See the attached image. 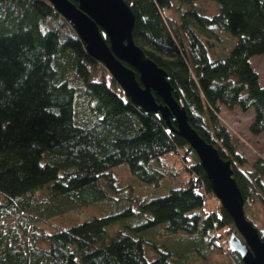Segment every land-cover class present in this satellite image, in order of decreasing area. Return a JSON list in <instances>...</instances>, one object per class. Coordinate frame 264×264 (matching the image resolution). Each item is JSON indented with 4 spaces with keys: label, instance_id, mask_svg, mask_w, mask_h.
<instances>
[{
    "label": "trees",
    "instance_id": "trees-1",
    "mask_svg": "<svg viewBox=\"0 0 264 264\" xmlns=\"http://www.w3.org/2000/svg\"><path fill=\"white\" fill-rule=\"evenodd\" d=\"M126 2L135 42L167 71L190 127L231 160L264 235V158L247 168L220 117L221 106L253 108L249 129L264 132V82L251 63L264 53V0ZM179 130L175 114L134 103L50 1L0 0V264H190L213 251L244 264L227 245L233 215L210 206L211 179ZM180 153L187 177L162 195L115 172L128 165L133 179L166 187Z\"/></svg>",
    "mask_w": 264,
    "mask_h": 264
},
{
    "label": "water",
    "instance_id": "water-1",
    "mask_svg": "<svg viewBox=\"0 0 264 264\" xmlns=\"http://www.w3.org/2000/svg\"><path fill=\"white\" fill-rule=\"evenodd\" d=\"M69 19L93 55L108 68L126 95L146 112L161 109L168 118L175 114L180 130L196 151L212 182L215 196L233 215L237 232H231L228 247L244 264H264V235L245 214V198L234 177L231 160L190 127L184 108L173 98L167 71L158 66L133 38L135 15L126 0H48ZM109 39V42L107 41ZM127 63V64H126ZM136 67L140 79L136 77ZM160 92L169 106L157 105L152 90Z\"/></svg>",
    "mask_w": 264,
    "mask_h": 264
},
{
    "label": "rangeland",
    "instance_id": "rangeland-1",
    "mask_svg": "<svg viewBox=\"0 0 264 264\" xmlns=\"http://www.w3.org/2000/svg\"><path fill=\"white\" fill-rule=\"evenodd\" d=\"M227 50L228 48L225 49L224 52L226 53ZM217 55L220 57H224L223 53H218ZM251 63H252V66L255 68V70L259 73L261 82H264V53L253 55L251 57ZM253 115H254L253 108L252 110L244 112L239 107L228 109L224 106H221V110H220V117L223 123L238 138V141L240 144L238 150L248 158V164L246 166L247 168H251L252 161H254L256 158L260 156L264 158V132H262L259 135H254L249 129V125L253 120ZM181 156H182L181 153L177 155L172 154L169 156L170 163L172 165H175L173 169L177 171L176 172L177 174L168 182V186L166 187L165 186L157 187V186H154L153 184L144 183L138 179H133V177L130 174V169L128 165L116 167L115 172H116V175L120 177L119 179H120L121 185L131 183L130 181L132 182L135 181V183L138 186V189L143 188L142 191L144 192L143 193L144 195L149 194L150 196H158V195H162L168 192L172 188V186L176 184L174 181H178L179 179H182V176H183V179L187 177V173L184 171H182L181 174L178 173L180 171V166H181V161H180ZM263 181H264V178H263ZM215 198H216L215 200L213 198L210 199V206L213 209H215V207H217V204L220 202L217 197ZM1 199H2V196H0V200ZM86 212L87 211H85L84 213ZM245 212H246L247 217L252 219L254 222L256 223L261 222L262 215H261L260 205L258 202H252L248 204L246 203ZM48 223H50V225L53 228H56L62 222L61 220L56 218V219L49 220ZM233 231H236L237 234L241 236L235 226H234V229L231 230V232ZM146 233L149 236L151 235V232H149V230L146 231ZM230 233L228 234V237ZM158 234L161 235L162 237L164 236L163 233L160 232V230H157L156 228H154L153 237L154 238L161 237V236H157ZM170 236L171 235L166 234V236L163 237V240L164 238L165 239L168 238L166 241L171 242ZM231 260L236 261L233 253L223 252V251H213V252H209L206 258L205 257L201 259L197 258L195 261L193 260L190 264H228Z\"/></svg>",
    "mask_w": 264,
    "mask_h": 264
}]
</instances>
